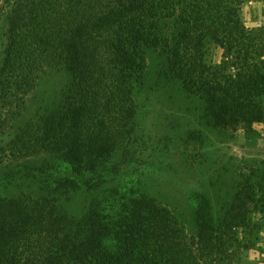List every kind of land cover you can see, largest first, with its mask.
<instances>
[{
    "label": "trees",
    "instance_id": "obj_1",
    "mask_svg": "<svg viewBox=\"0 0 264 264\" xmlns=\"http://www.w3.org/2000/svg\"><path fill=\"white\" fill-rule=\"evenodd\" d=\"M246 1L16 0L4 98L28 93L47 67L69 77L60 104L26 133L27 143L59 154L74 170L98 168L133 133L134 94L151 49L165 51L167 76L204 102L213 127L251 132L264 124V26H246ZM214 47L222 52L218 62ZM254 175L238 184L219 225L210 199L195 197L196 235L138 189L99 199L91 180H68L71 193L91 195L81 218L49 197L5 201L0 264H237L264 225V174L257 184Z\"/></svg>",
    "mask_w": 264,
    "mask_h": 264
},
{
    "label": "rangeland",
    "instance_id": "obj_2",
    "mask_svg": "<svg viewBox=\"0 0 264 264\" xmlns=\"http://www.w3.org/2000/svg\"><path fill=\"white\" fill-rule=\"evenodd\" d=\"M15 2H0V203L21 196L49 197L61 200L65 210L81 218L91 195L71 193L68 180H91L98 187L93 196L99 199L123 197L138 189L168 207L188 234L196 235L198 194L210 199L214 223L219 225L238 184L252 172L257 173L256 184L263 179L264 170L253 167L254 134L213 127L204 102L167 76V55L161 49L147 52L148 67L134 94L137 113L132 135L98 168L74 170L57 153L34 151L25 135L41 127L60 104L69 77L64 70L47 67L28 93L17 97L10 92L4 98L2 67ZM241 14L248 28L264 26V0H247ZM211 52L218 62L221 50L214 47ZM254 218L258 222L261 216ZM248 240L237 264H259L264 258V235L256 233Z\"/></svg>",
    "mask_w": 264,
    "mask_h": 264
},
{
    "label": "crops",
    "instance_id": "obj_3",
    "mask_svg": "<svg viewBox=\"0 0 264 264\" xmlns=\"http://www.w3.org/2000/svg\"><path fill=\"white\" fill-rule=\"evenodd\" d=\"M254 134L255 139L253 140L252 150L253 154L256 157L253 159L256 165L253 167L264 170V124H255L253 130L251 131ZM260 233L264 235V226L262 227ZM264 257V252L261 253ZM259 264H264V258L260 259Z\"/></svg>",
    "mask_w": 264,
    "mask_h": 264
}]
</instances>
